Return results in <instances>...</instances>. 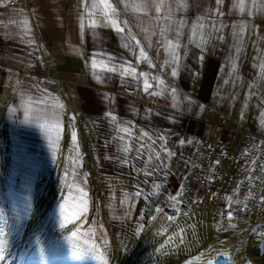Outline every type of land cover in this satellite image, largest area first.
<instances>
[{
	"label": "crops",
	"instance_id": "0c3cea01",
	"mask_svg": "<svg viewBox=\"0 0 264 264\" xmlns=\"http://www.w3.org/2000/svg\"><path fill=\"white\" fill-rule=\"evenodd\" d=\"M108 3L123 32L101 0H0V145L17 161H71L80 155L74 131L92 128L100 143H88L89 152L105 161L109 140L118 162V118L133 106L130 115L145 124L125 127L133 141L148 140L149 159L164 171L160 186L176 191L180 206L195 149L190 134L229 146L247 132L264 136V0ZM123 85L161 101L153 109L159 125L149 121L151 109L117 92ZM254 226L264 249V221L247 230Z\"/></svg>",
	"mask_w": 264,
	"mask_h": 264
},
{
	"label": "rangeland",
	"instance_id": "374dc122",
	"mask_svg": "<svg viewBox=\"0 0 264 264\" xmlns=\"http://www.w3.org/2000/svg\"><path fill=\"white\" fill-rule=\"evenodd\" d=\"M122 96L151 109V123L162 122L145 99ZM134 110L127 106L118 118V162L109 140L105 161L89 152L88 143L95 149L100 143L92 128L74 131L80 155L71 161H36L41 157L34 155L17 161L21 157L5 154L0 145V247L6 253L0 264H264L256 226L247 230L250 217L213 224L187 199L179 206L176 191L160 186L164 171L149 159L148 140L133 141L125 127L145 124L130 115ZM81 189L87 212L77 220ZM65 198L68 220L61 228Z\"/></svg>",
	"mask_w": 264,
	"mask_h": 264
},
{
	"label": "built area",
	"instance_id": "2783aa9c",
	"mask_svg": "<svg viewBox=\"0 0 264 264\" xmlns=\"http://www.w3.org/2000/svg\"><path fill=\"white\" fill-rule=\"evenodd\" d=\"M7 1L9 6L21 2ZM117 92L143 100L131 85H123ZM146 103L163 105L152 99ZM188 138L195 149L180 183V195L212 223L235 224L244 217L264 221V136L247 132L235 146L194 134Z\"/></svg>",
	"mask_w": 264,
	"mask_h": 264
},
{
	"label": "snow or ice",
	"instance_id": "6c2138e0",
	"mask_svg": "<svg viewBox=\"0 0 264 264\" xmlns=\"http://www.w3.org/2000/svg\"><path fill=\"white\" fill-rule=\"evenodd\" d=\"M163 0H161V4H162ZM220 0H217V3H219ZM101 3L103 4V13L106 15V17L111 20L113 27L116 28L117 31H121L123 32L124 29L122 27L119 26V24L116 22V20H114L112 18L111 15H108V13H115V9L113 8V6L108 3V0H101ZM161 4H157L156 5V11L159 12L160 8H161ZM241 7V10H243V5H239ZM135 10L136 11H143L144 10V6L143 4H138L135 6ZM95 22H93L94 24ZM138 43V42H137ZM141 56H144L146 58V54L143 52V50L141 49ZM93 67H97V65L94 63ZM134 69L131 70V72L128 69H125V73L126 74H133L134 73ZM145 87H150V85L147 84V81L145 82ZM55 127V126H54ZM73 138H75V134L73 133ZM82 193L81 196V204L78 206L79 208V212L77 214L74 215L75 219H80V214L82 213H86L87 212V201L83 199V196L86 195L83 193V190H80ZM262 199H264V197H262ZM67 205H68V198H65L64 202L61 203L59 205V213H60V218H61V223H60V227L61 228H65L66 227V221L68 220V217L66 215V211H67ZM0 235H3L2 230H0ZM73 237H75L77 235L76 232H72L71 234ZM6 260V253H5V249L4 247H0V261H5Z\"/></svg>",
	"mask_w": 264,
	"mask_h": 264
},
{
	"label": "bare ground",
	"instance_id": "6f19581e",
	"mask_svg": "<svg viewBox=\"0 0 264 264\" xmlns=\"http://www.w3.org/2000/svg\"><path fill=\"white\" fill-rule=\"evenodd\" d=\"M212 223V222H211ZM213 224H215V223H213Z\"/></svg>",
	"mask_w": 264,
	"mask_h": 264
}]
</instances>
